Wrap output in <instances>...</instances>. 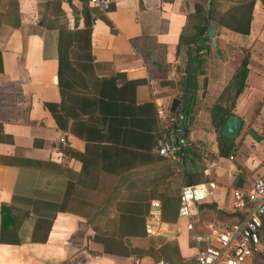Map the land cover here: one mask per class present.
I'll return each mask as SVG.
<instances>
[{"label": "crops", "instance_id": "obj_1", "mask_svg": "<svg viewBox=\"0 0 264 264\" xmlns=\"http://www.w3.org/2000/svg\"><path fill=\"white\" fill-rule=\"evenodd\" d=\"M239 1L214 0L207 28L213 29L219 54L206 30L197 35L206 37L199 51L206 60L187 101L182 67L189 50L199 45L192 38L204 24L195 6L206 9L209 0H109L106 11L85 0H0V264H127L136 257L125 255L131 247H152L154 254L165 244L175 246L178 259L192 264L193 233L204 231L209 221L237 220L232 190L249 187L264 166V119L258 115L264 99L255 118L242 109L250 77L261 78L264 89V6L254 0L246 35L215 24L216 12ZM82 14L91 16L90 47L97 76L121 73L125 80L136 81L135 103H149L154 111L157 106L170 111L174 98L180 100L175 109H180L184 96L189 161L202 170V182L216 185L211 198L190 204L188 219L176 212L184 181L177 157L159 156L157 143L146 151L123 147L111 155L104 147L118 145L86 144L58 129L43 106L60 101L58 28H81ZM242 49L248 51V71L232 108L242 124L233 154L218 157L209 109ZM151 201L158 203L154 217ZM146 205L144 229L151 222L152 233L123 237L128 247L120 251L114 245L105 252L98 238L108 244L111 237L119 238L118 224L140 214ZM110 222L117 223L112 233L105 231ZM259 236V251L249 264H264V214ZM154 257L137 258L139 264H153Z\"/></svg>", "mask_w": 264, "mask_h": 264}, {"label": "trees", "instance_id": "obj_2", "mask_svg": "<svg viewBox=\"0 0 264 264\" xmlns=\"http://www.w3.org/2000/svg\"><path fill=\"white\" fill-rule=\"evenodd\" d=\"M260 1L264 6V0ZM253 2L254 0H242L225 11L216 12L215 24L234 33L246 35L249 31ZM213 3L214 0H209L206 9L200 5L195 6V11L200 13L198 20L204 24L196 30L192 38L193 44L199 43V45L193 46L192 50H189L185 65L182 67L184 73L182 84L183 87L186 85L184 96L187 101L191 98L190 94L197 88L196 78L203 74L202 68L206 58L199 52L203 49L200 43L206 39L201 36L211 24V15L214 12ZM82 21L81 28H77L76 25L71 29L58 28L56 84L60 101L58 103L44 102L43 106L50 113L58 129L70 132L83 139L86 144L93 142L95 144L107 143L113 147L118 145L120 148L104 147V151L111 155H116V150H122L123 147L144 151L150 149L154 144L156 145L159 131L164 123L159 122L156 118L153 105L149 103L137 105L135 103L134 86L136 81L125 80L121 73H114L106 77L96 75L90 47L92 26L90 14H82ZM247 64L248 51L242 49L236 68L209 109L210 122L216 134L218 157L227 158L234 151L233 140L221 136L219 130L227 116L232 114L235 100L245 87ZM179 110L185 117L181 134L182 137H185L188 116L187 103ZM170 127V125L165 126L168 129ZM132 141L134 142L132 143ZM191 152L192 149L186 142L176 155L179 160L177 165L184 180L182 185L204 181L202 170L193 168L189 161ZM140 210V214L129 216L128 220L118 224L119 228L116 232L119 231V238L116 235L111 237L109 244L107 239L98 238V241L103 244L105 252L111 251L110 248L114 245L116 248L118 246L120 251L122 247H128L129 242L128 240L124 242L123 237L145 234L144 217L148 205ZM91 225L93 230L97 229L96 224ZM98 225L100 226V224ZM108 225L109 228L105 231L112 233V228L117 226V223L110 222ZM98 230L101 228L99 227ZM165 245L163 251L159 253L153 254L152 247H131V251H127L125 255L131 254L136 257L155 255L153 264L159 259H163L169 264H185L181 258L178 259L175 246L166 245L167 248H165Z\"/></svg>", "mask_w": 264, "mask_h": 264}, {"label": "built area", "instance_id": "obj_3", "mask_svg": "<svg viewBox=\"0 0 264 264\" xmlns=\"http://www.w3.org/2000/svg\"><path fill=\"white\" fill-rule=\"evenodd\" d=\"M69 2L79 0H65ZM100 11L109 8V0H85ZM155 115L164 125L159 131L156 152L165 158L177 157L178 150L186 143L182 137L185 117L179 109L164 110L155 108ZM170 125V129L165 128ZM171 134H173L171 136ZM213 181L181 185L178 193L177 216L188 219L191 215L190 204L199 203L214 194ZM153 209L158 208L157 201L150 202ZM232 208L239 216L233 222L209 221L204 224V231L192 234L196 244V253L192 264H249V260L259 251V232L264 214V166L252 184L247 188L235 187L232 190ZM151 222L145 225V233L153 231ZM127 264H139L137 257H131ZM155 264H169L159 259Z\"/></svg>", "mask_w": 264, "mask_h": 264}, {"label": "water", "instance_id": "obj_4", "mask_svg": "<svg viewBox=\"0 0 264 264\" xmlns=\"http://www.w3.org/2000/svg\"><path fill=\"white\" fill-rule=\"evenodd\" d=\"M213 29L212 28H207L206 32H205V36L210 38L211 40V45L212 47H214L215 53L219 54V50L217 48H215V40L213 38ZM186 88V85H185ZM180 100L179 99H172L171 100V104H170V111H174L175 108L178 106ZM184 102H185V98L184 96H182V106H184ZM242 124V120L237 117L234 114H229L227 116V118L225 119L224 123L222 124L220 130H219V134L229 140H234L240 126ZM180 149L178 150L179 153Z\"/></svg>", "mask_w": 264, "mask_h": 264}, {"label": "rangeland", "instance_id": "obj_5", "mask_svg": "<svg viewBox=\"0 0 264 264\" xmlns=\"http://www.w3.org/2000/svg\"><path fill=\"white\" fill-rule=\"evenodd\" d=\"M262 79L257 78V76L250 77L249 84L250 87L246 91L245 94H243L245 97L243 98L245 101V105L242 106V109H244V113L252 118H255V114L257 111L255 110L258 106L259 102H262L264 99V89L262 88ZM258 115H261L262 119H264V110L259 112ZM257 125L260 124L256 123Z\"/></svg>", "mask_w": 264, "mask_h": 264}]
</instances>
